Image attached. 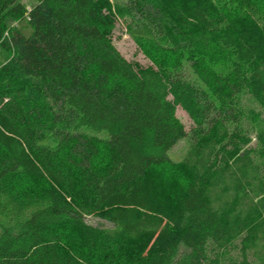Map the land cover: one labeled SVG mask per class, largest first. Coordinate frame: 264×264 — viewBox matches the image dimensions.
<instances>
[{"label":"trees","instance_id":"obj_1","mask_svg":"<svg viewBox=\"0 0 264 264\" xmlns=\"http://www.w3.org/2000/svg\"><path fill=\"white\" fill-rule=\"evenodd\" d=\"M260 15L264 0H0V264H212L206 244L242 231L264 264ZM116 18L155 67L118 51ZM241 91L254 146L215 115L169 158L177 104L198 127Z\"/></svg>","mask_w":264,"mask_h":264},{"label":"rangeland","instance_id":"obj_2","mask_svg":"<svg viewBox=\"0 0 264 264\" xmlns=\"http://www.w3.org/2000/svg\"><path fill=\"white\" fill-rule=\"evenodd\" d=\"M24 5L25 9H28L33 3L37 0H20ZM122 2V0H116ZM259 23H262L264 27V15L257 16ZM5 22L7 24H12L13 21L10 18H6ZM15 26L23 33L28 35L30 32V26L26 24L24 18L15 20ZM110 38L122 54L125 59H128L132 62H136L137 65L146 66L150 65L155 67L154 60L149 57L147 54L142 52L131 39L129 34L126 32L125 27L123 26V21L120 18H116L115 25L111 30ZM9 51L0 48V63L8 56ZM175 72L179 74L180 77L190 79L192 82L196 80L194 76L195 73L190 71L188 62L186 60L181 61L178 68ZM237 99L233 102L229 101L224 103L216 111L211 110V114L208 116V120H203V122L195 127L191 118L181 109L178 104L175 106V115L179 119L183 128H185V134L181 139H178L170 149L167 151V155L170 159L177 161L184 157V154L190 144L196 138V133L199 130L206 128L215 115H220L227 127V131L230 133L231 142H236L240 144V147L251 148L255 145L256 139V125L252 121V113L260 110V107L254 102L245 91H241L236 95ZM235 97V98H236ZM216 104V103H215ZM261 111V110H260ZM263 116V111L261 113ZM84 220L89 224L98 225L100 227L110 226L111 223L107 220H103L95 215H84ZM244 231L239 233V236L234 237L227 245L218 246L210 242L206 244V252L208 259L212 264H260L255 256L252 254V248H245L242 245ZM243 246V247H242ZM176 257H178L182 252L186 250L180 245L177 249Z\"/></svg>","mask_w":264,"mask_h":264}]
</instances>
